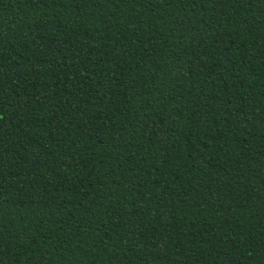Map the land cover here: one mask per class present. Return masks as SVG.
I'll list each match as a JSON object with an SVG mask.
<instances>
[{
    "label": "trees",
    "instance_id": "trees-1",
    "mask_svg": "<svg viewBox=\"0 0 264 264\" xmlns=\"http://www.w3.org/2000/svg\"><path fill=\"white\" fill-rule=\"evenodd\" d=\"M0 264H264V0H0Z\"/></svg>",
    "mask_w": 264,
    "mask_h": 264
}]
</instances>
